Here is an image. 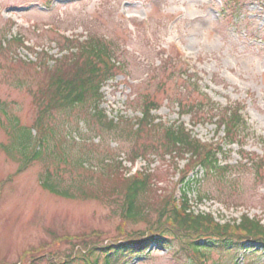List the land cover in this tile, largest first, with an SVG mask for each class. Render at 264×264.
Masks as SVG:
<instances>
[{
    "label": "rangeland",
    "instance_id": "obj_1",
    "mask_svg": "<svg viewBox=\"0 0 264 264\" xmlns=\"http://www.w3.org/2000/svg\"><path fill=\"white\" fill-rule=\"evenodd\" d=\"M16 32L23 35L27 48L20 43L0 47V101L8 104L9 115L22 128L34 126L41 107L31 90L43 87L48 77L38 65L23 62L38 64L42 49L61 57L66 38L80 44L95 37L115 47L125 64L102 89L101 107L111 118L124 115L133 123L153 100L160 106L153 111L155 123L183 122L196 138L214 143L224 136V128L204 119L192 126L189 115L178 114L179 101L204 102L199 107L211 111L209 96L222 106L240 105L257 132L256 137L243 139V150L253 158L264 156V142L258 137L264 138V0H0V44ZM0 118V264H85L83 253L103 264L105 254L92 256V247L149 231L166 198H173L177 206L189 154L164 161L155 160L148 150L147 156L133 161L131 157L141 151L133 139L103 131L95 120L90 121L89 131L83 121L74 122L81 132H74L72 138L92 145L97 154L114 153L118 176L113 182L105 180L107 186L151 174L147 219L134 223L123 217L117 196L84 200L44 189L39 181L44 163L36 160L22 169L10 122L4 114ZM147 132L150 138L139 143L159 137ZM227 148L232 154L224 163L237 165L241 147ZM193 168L188 175L201 181L188 192L196 211L212 212L222 223L233 219L239 223L245 212L264 222V168L234 167L221 178L205 177L203 170L192 172ZM74 171L65 167L66 182ZM204 195L210 198L200 201ZM165 238L163 245L153 244L140 255L125 251L112 260L114 264H200L174 234L166 233ZM182 239L183 244L191 243ZM201 251L206 264H264V244L259 242Z\"/></svg>",
    "mask_w": 264,
    "mask_h": 264
},
{
    "label": "trees",
    "instance_id": "obj_2",
    "mask_svg": "<svg viewBox=\"0 0 264 264\" xmlns=\"http://www.w3.org/2000/svg\"><path fill=\"white\" fill-rule=\"evenodd\" d=\"M24 40L23 35L16 32L11 34L10 39H3L0 47L20 43L21 47L27 48ZM73 41L65 39L64 48L60 50L61 57H55L42 49L40 56L37 54L38 61L40 60L38 64L32 61L23 62L38 65L39 72H45L48 76L43 87L31 90V94L41 107L34 126L22 128L18 119L9 115L8 104L0 101V115L4 114L10 122L11 137L14 146L19 147L22 169L33 161L40 160L45 165L39 176L44 189L55 195L84 200L106 201L112 196H117L119 201L121 199L123 217L138 223L147 219L151 207L146 199L151 187V174L149 178L140 174L141 176L124 179L122 185L107 186L105 180L113 182L118 176L114 153L108 151L109 153L97 154L96 148L92 145L72 138L74 132L77 135L81 132L77 126L80 121L87 125L88 131L92 128L90 121L95 120L103 131H111L119 138L126 135V139H133V144L140 146L141 150L131 157L133 161L139 156H147L148 150L155 156V160L159 158L174 161L176 158L190 155V161L179 182L185 185L181 208L175 205L173 198H166L163 206L157 210L158 219L153 221V225L151 222L149 231L128 233L123 240L115 238L98 248L92 247L91 255L99 256L98 252L103 253L105 254L103 264H114L112 256L121 252L128 251L140 255L153 244L163 245L166 233L174 234L182 246L196 256L200 264H206L201 251L204 249L211 250L216 247L227 250L237 245L245 248L248 242L264 244L262 219L246 213L242 215L239 223H221L211 213H196L187 197L188 192L198 186L195 184L200 185L201 182L188 175L191 166L194 167L193 170L201 166L205 177L217 178H221L234 167L250 166L257 171L264 168V156L253 158L243 150L245 144L243 139L249 138L251 134L256 137L257 132L243 117L240 105L230 103L222 106L207 96V99L212 101L210 102L212 108L206 105L211 111H205L203 107H199L205 104L204 102L198 105L178 102L179 116L189 115L192 126L204 119L216 123L220 129L224 128L225 137L216 144L202 142L195 137L193 129L183 122L169 126L163 122L155 123L156 116L153 111L158 110L160 106L153 100L144 105L141 117L133 123L126 116H121L118 120L109 118L105 108L101 107L104 101L102 89L108 81L117 77L118 70L124 68L125 64L120 62L115 47H111L107 41L95 37H88L80 44ZM50 60L54 62L51 66ZM189 77L194 78V74L190 73ZM191 83L198 87L197 83ZM147 130L153 131L152 134L159 133V137L151 142L139 143L143 138H150V132ZM258 137L264 142L262 136ZM223 142L241 147V159L237 165L224 163L232 154V149H224ZM65 167L75 170L68 182L62 175ZM204 198L210 197L200 196L199 200L203 201ZM182 238H187L191 243L183 244L185 242ZM96 258V261H92L85 253L81 254L85 264H98L99 258Z\"/></svg>",
    "mask_w": 264,
    "mask_h": 264
}]
</instances>
